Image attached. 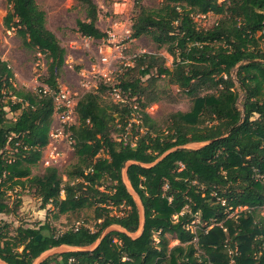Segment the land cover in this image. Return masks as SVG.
I'll return each instance as SVG.
<instances>
[{
	"label": "trees",
	"instance_id": "16d2710c",
	"mask_svg": "<svg viewBox=\"0 0 264 264\" xmlns=\"http://www.w3.org/2000/svg\"><path fill=\"white\" fill-rule=\"evenodd\" d=\"M73 1L87 18L77 21V33L108 38L97 26L95 2ZM7 2L12 22L6 27L44 56L42 83L51 94L44 87L17 89L0 59V217L17 213L28 188L42 209L52 206L80 224L61 231L45 221L13 230L0 218V260L34 264L57 247L90 248L118 226L125 232L105 233L93 250L56 253L38 264H264V0H162L157 8L138 1L131 38L150 37L173 57V68L162 56L144 54L116 86L126 102L104 99L110 88L103 84L86 93L78 101V125L70 128L76 161L42 176L32 168L48 144L67 51L37 0ZM209 14L220 18L199 27L195 17ZM161 78L192 102L165 125L145 111L160 100L155 82ZM7 92L22 101L6 102ZM6 108L20 114L10 118ZM129 187L144 207L137 238L130 235L139 231L141 215ZM8 193L18 196L15 202ZM197 218L203 226L194 232L189 226Z\"/></svg>",
	"mask_w": 264,
	"mask_h": 264
},
{
	"label": "rangeland",
	"instance_id": "374dc122",
	"mask_svg": "<svg viewBox=\"0 0 264 264\" xmlns=\"http://www.w3.org/2000/svg\"><path fill=\"white\" fill-rule=\"evenodd\" d=\"M93 1L99 10L97 26L108 35V38L104 40L85 38L77 33V21L87 20L84 8L77 2L73 0H37L39 7L46 13L47 27L56 35L67 51L65 65L59 78V93L69 94L71 100L75 102V106L72 107L73 114L71 118L69 116L70 120L65 123L63 116L67 115L66 110H63V104L57 101L59 93L55 95V112L51 120L48 144L42 150L43 156L40 162L32 168L33 175L42 176L50 167H56L62 173L76 161L70 128L78 125L77 105L86 93L96 92L103 84L110 88L103 95L104 99L116 103L126 102V96L121 94L116 86L120 83L121 76L134 66L135 60L139 56L144 54L162 56L165 58V66L173 68V57L165 49L159 50L150 37L131 38L132 19L136 13L138 1L145 7L157 8L162 0ZM219 18L220 16L212 14L198 15L195 17V21L201 28H210ZM11 20V6L7 0H0V59L8 62L14 76L12 83L17 89L37 93L39 88L46 87L42 83V79L47 75L46 59L42 54L27 50L15 29H7L6 26L12 22ZM153 74L155 75V71ZM148 78L149 76L144 80L147 81ZM114 89L118 90V93ZM155 90L160 96V100L157 103H152L145 111L160 124L165 125L170 114L190 110L191 99L184 91L170 85L167 79H157ZM238 91L240 103H242L244 94L241 89ZM12 94V92L6 93V102L10 100L13 102L22 101ZM132 102L135 108L139 107L136 101ZM6 110L10 118H16L20 114V111L12 113L9 108ZM136 116L138 115L135 114ZM187 147L200 148L202 144H190ZM62 177L64 181L67 179L63 174ZM24 193L25 195L21 198L22 206L17 213L12 216L2 215L0 217L11 223L13 230L19 226L33 227L38 222L45 221L61 231L80 224L75 222L73 216L71 222L66 215L59 216L52 206L42 209L40 199L34 195V192H29L28 188L24 190ZM8 196L12 203L18 198L15 193H8ZM137 202L139 204L138 200ZM202 226L197 218L189 228L195 232ZM113 229L115 227L106 230L104 234ZM138 233L139 231L133 236ZM156 238H158L157 235ZM178 243V241L171 240V247ZM92 248L94 246L89 249ZM69 251L72 250L58 248L46 253L40 260L56 253Z\"/></svg>",
	"mask_w": 264,
	"mask_h": 264
},
{
	"label": "water",
	"instance_id": "95a60500",
	"mask_svg": "<svg viewBox=\"0 0 264 264\" xmlns=\"http://www.w3.org/2000/svg\"><path fill=\"white\" fill-rule=\"evenodd\" d=\"M255 62H261V61H255ZM246 62H242L241 64H245ZM241 64H239V66L241 65ZM236 71H237V68L234 70V72H233V77H234V79L236 80ZM240 106H242V105H240ZM202 144V146H204V145H207L208 144V142L207 143H201ZM185 148H188L187 146H185ZM127 166H128V164L127 163H125L123 166H122V174H123V178H124V180H125V172H126V169H127ZM125 182H126V180H125ZM127 183V182H126ZM129 190H130V192H131V194L133 195V197H135V198H137V200L139 201V206H140V209H141V213H142V220H141V226H140V229H139V236L142 234V232H143V229H144V207H143V205H142V203H141V201H140V199H139V197L137 196V194L136 193H134V191L129 187ZM121 228V227H120ZM121 230L123 231V232H125V230L124 229H122L121 228ZM104 235H102L101 236V238L98 240V242L94 245V248H92V249H82V248H74V247H67V248H69L70 250H72V251H87V250H93V249H95L99 244H100V242H101V239H102V237H103ZM138 236V237H139ZM58 248H60V247H57V248H54V249H52V250H49V251H47V252H45V253H43L35 262H34V264H38L39 262H41V258L46 254V253H48V252H52V251H54V250H56V249H58ZM6 264V263H5Z\"/></svg>",
	"mask_w": 264,
	"mask_h": 264
},
{
	"label": "built area",
	"instance_id": "2783aa9c",
	"mask_svg": "<svg viewBox=\"0 0 264 264\" xmlns=\"http://www.w3.org/2000/svg\"><path fill=\"white\" fill-rule=\"evenodd\" d=\"M114 91H116V93H118V90L114 89ZM43 93L44 94H48V93H50V90L47 87H45V88H43ZM57 101L61 102L63 104V108L62 109L66 110L67 115L65 114L63 116L64 121L66 123L67 121L70 120L71 115L73 114L72 107L74 108L75 102L73 100H71L69 94H66L65 92H62V93L58 94ZM69 116H70V118H69ZM262 214L264 215V207H263V210H262Z\"/></svg>",
	"mask_w": 264,
	"mask_h": 264
},
{
	"label": "crops",
	"instance_id": "0c3cea01",
	"mask_svg": "<svg viewBox=\"0 0 264 264\" xmlns=\"http://www.w3.org/2000/svg\"><path fill=\"white\" fill-rule=\"evenodd\" d=\"M188 148H191V147H188ZM193 149H197V148H193ZM125 180H126V175H125ZM126 181H127V180H126ZM134 199H135V201H136V203H137V205H138V208H139V211H140V215H141V220H142V213H141L140 206H139V204H138V202H137V198L134 197ZM115 230L122 231L121 228L118 227V226H115ZM130 236L133 237V238H137V237L139 236V233H138L137 235H135V236H133V234H131ZM60 248H66V249H69V248H67V246H62V247H60ZM86 249H89V248H86ZM0 264H5V262H3V261L0 260Z\"/></svg>",
	"mask_w": 264,
	"mask_h": 264
}]
</instances>
